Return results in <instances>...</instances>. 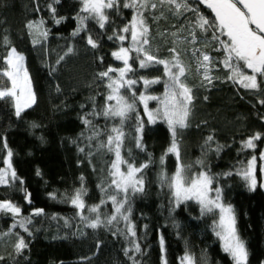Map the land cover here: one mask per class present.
<instances>
[{
    "label": "trees",
    "instance_id": "1",
    "mask_svg": "<svg viewBox=\"0 0 264 264\" xmlns=\"http://www.w3.org/2000/svg\"><path fill=\"white\" fill-rule=\"evenodd\" d=\"M188 3L199 7L209 19L214 18L199 0ZM49 5L56 9L55 14ZM122 5L123 0L119 10H106L109 21L104 28L90 19L86 31L73 35L80 27L78 17L86 15L81 11V0H0V71L7 67L2 58L14 47L25 57L35 94V103L19 116L15 98H0V170L7 168L10 150L11 165L18 178L0 185V202H11L21 209L19 216L0 211V264H163L164 259L167 264H181L186 255L193 264H234L213 231L218 219L215 213L202 214L200 205L191 200L176 207L162 174L172 177L178 163L189 177L207 172L213 178L212 187L222 190L223 202L235 211L236 228L248 251V264H264V189L259 186L264 163V84L259 89H246L229 79L231 72L218 62L224 52L215 50L219 45L211 39V32L204 35L195 29L197 43L191 44L189 29L196 20L191 11L181 10L177 16L165 5L144 13L153 53L170 59L173 54L169 49L176 48L187 69L182 79L191 88L193 101L188 127L177 130L180 160L167 152L172 142L168 125L160 120L149 123L143 104L136 102V111L124 121L121 148L122 157L129 163L137 167L148 163L140 173L144 192L130 194L125 204V209L130 208L129 220L136 235H131L119 216L107 223L115 215L108 199L115 194L109 175L115 156L101 145L119 120L94 113L102 112L109 91L106 79L101 80L99 73L109 66L123 67L122 61L112 56L119 50L120 42L109 39L121 34L120 29L130 22L133 10ZM56 19L61 22L57 24ZM41 20L44 23L39 29L47 31L46 38L28 28L30 23ZM87 35L98 47L87 43ZM205 40L206 45L202 43ZM123 46L130 47V36ZM193 48L214 58L209 65L211 83L204 80V69L198 70ZM131 55L134 57L135 53ZM129 63L133 71L127 76L139 81L133 86L137 96L163 93L162 66L142 69L135 59ZM246 71L252 74L251 70ZM157 76L162 82L150 86L145 93L139 78ZM257 80L260 83L261 78L258 76ZM10 87L8 78L0 76V90ZM148 107L154 110L157 102L148 101ZM137 115L144 120L143 150L136 146ZM84 118L91 124L86 125ZM257 133L260 139L254 140L256 147L245 148V142ZM209 136L211 141L207 140ZM253 156L258 175L255 192L248 190L247 182L238 174L248 168ZM80 189L84 190L82 215L86 219L71 203ZM92 207H98V212H90ZM41 209L42 214L34 215ZM97 216L100 226L88 227ZM21 220L25 221L24 227L20 226ZM20 238L26 247L17 252ZM137 244L139 252L135 251Z\"/></svg>",
    "mask_w": 264,
    "mask_h": 264
},
{
    "label": "snow or ice",
    "instance_id": "2",
    "mask_svg": "<svg viewBox=\"0 0 264 264\" xmlns=\"http://www.w3.org/2000/svg\"><path fill=\"white\" fill-rule=\"evenodd\" d=\"M56 3L59 0H55ZM81 11L86 15L79 16L78 21L80 27L76 29L73 35H78L81 31H86L87 21L94 20L100 28H104L109 21V16L106 10L117 9L121 6V0H81ZM199 4L204 5L214 14L213 19H209L199 7L193 8L189 5L188 0H123V7L132 9L130 22L120 29L121 34H115L114 37L120 42L118 51H114L112 56L122 61L123 67L109 66L105 71L99 73L101 80L107 81L106 87L109 89L105 97V105L100 113L106 119L119 120L118 124H114L107 136L106 143L101 147H106L108 151L113 152L115 159L111 164L109 175L112 177L110 186L114 187V193L108 199L114 206L115 215L109 217L107 223L111 224L119 216L128 225V231L134 237L136 235L134 225L129 220L130 208L125 209V204L128 201L130 194L144 192V177L140 175L148 163L141 164L137 167L134 163H129L121 155L125 133L123 130L124 121L129 118V113L136 111V102L143 104L147 120L151 124H155L158 120L165 122L171 132L172 142L167 152L173 153L177 161L180 160L179 144L177 141V130L188 127L187 118L190 114V105L193 101L191 88H189L182 77L186 74V67L180 59V54L176 48H170L169 51L173 54L170 59L161 58L154 54L149 46V26L145 12H153L158 8L163 9L165 5L167 10L175 15H181V10L191 11L195 14L196 20L192 28L189 29L191 44L197 43L196 31L199 29L204 35L211 32V39L216 41L219 48L217 51H223L224 56L219 63L231 72L228 77L234 83H239L246 89H259L260 84H264V0H199ZM50 10L55 14L56 9L49 5ZM162 14V13H161ZM156 19V17H152ZM55 22L59 24L60 19ZM43 21L33 22L28 25L29 29H39L43 25ZM45 38L47 31L40 33ZM173 35H176L175 33ZM130 47L123 46V42L129 39ZM87 43L92 48L98 47V44L93 40L91 35H87ZM37 41H33L36 43ZM7 43V40H5ZM207 44L208 41L202 42ZM68 52H72L69 48ZM200 52V56L196 54ZM135 53L133 57L131 54ZM192 55L197 58L198 70L203 68L202 73L204 80L208 83L212 82L213 77L209 74L210 63L214 62V58L207 53L201 52L200 48H193ZM3 62L7 67L0 71V76H5L11 82L9 89L0 90V98L13 97L15 98L16 115L31 107L35 103V94L32 90L31 78L25 65V57L17 52L12 47L6 57H3ZM63 59V57H61ZM131 59H135L138 67L142 69L156 68L162 66L164 91L161 95L141 94L136 95L133 86L139 81L127 76L133 71L132 65L129 63ZM246 70H251L252 74H248ZM116 75L113 76L112 74ZM260 77L258 83L257 77ZM142 81V86L147 93L150 86L162 82V78L157 76L154 78H139ZM121 89H127L128 92H122ZM129 93L131 100L129 99ZM154 100L158 107L150 110L148 101ZM114 102V103H113ZM264 103V101H262ZM139 121L136 132V146L143 150V129L144 120L137 115ZM83 122L90 125L91 121L84 118ZM260 134L257 133L252 138H249L245 144V148L254 149L256 144L254 140H259ZM208 141L212 137L207 138ZM83 151V149H81ZM7 168L0 170V185L8 184L9 175L12 181L17 180L15 170L11 165L12 152L7 153ZM264 160V154L261 155ZM164 162V157H161V163ZM199 163V162H198ZM256 157L253 156L246 170H243V179L247 182V188L251 192H255L258 186V180L255 175ZM121 165H126V170H121ZM264 171V169H262ZM39 174V173H37ZM231 175V173H229ZM162 180H166L168 187L172 190V196L176 207L187 201H194L201 207L202 214L215 213L218 219L215 221L213 231L215 235L222 241L223 251L228 253L233 259L234 264H248V251L245 242L241 240L236 228V215L233 207L230 204L223 202L222 190L219 187L213 188V178L207 172H200L191 177L185 173V168L178 163L177 170L172 177H167L162 174ZM22 182V181H21ZM261 189H264V180L259 182ZM83 189L77 190L71 198V203L81 212V218L86 219L82 215L85 207L82 200ZM214 193V195H213ZM120 197L119 199L117 197ZM26 198L29 199V194L26 193ZM0 211L12 213L19 216L21 209L11 202H0ZM90 212H98V207H92ZM43 210H36L34 215L42 214ZM30 223L31 221H27ZM20 226H25V221L21 220ZM99 216L88 223V227L93 229L101 224ZM16 225H13L15 227ZM28 229L25 227V231ZM161 247L163 248V237L160 238ZM26 247L23 238H20L16 244L17 252H20ZM135 251L139 252L140 248L137 244ZM127 254V253H126ZM163 264H167V260H163ZM181 264H193L190 256H184L181 259Z\"/></svg>",
    "mask_w": 264,
    "mask_h": 264
},
{
    "label": "rangeland",
    "instance_id": "3",
    "mask_svg": "<svg viewBox=\"0 0 264 264\" xmlns=\"http://www.w3.org/2000/svg\"><path fill=\"white\" fill-rule=\"evenodd\" d=\"M33 31L35 32V35L40 34V33L42 32L41 29H33ZM10 84H11V82H10ZM31 85H32V84H31ZM32 90H33V89H32ZM32 105H33V104H32ZM32 105H31V106H32ZM28 108H30V107H27V108H25V109H28ZM25 109H24V110H25ZM262 169H264V163H263V167H262ZM262 169H261V172H262V174H263V178H262V180H264V171H262ZM121 170H122V171L126 170V166L121 165ZM254 171H255V175H256L257 180H258V175H257V173H256V163H255V169H254ZM9 179H11L10 175H9ZM213 195H214V193H213Z\"/></svg>",
    "mask_w": 264,
    "mask_h": 264
}]
</instances>
